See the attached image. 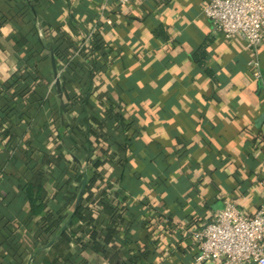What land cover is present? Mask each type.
Segmentation results:
<instances>
[{
    "label": "crops",
    "instance_id": "obj_1",
    "mask_svg": "<svg viewBox=\"0 0 264 264\" xmlns=\"http://www.w3.org/2000/svg\"><path fill=\"white\" fill-rule=\"evenodd\" d=\"M207 2L0 0V264L10 262L9 240L19 242L21 264L51 256L52 242H45L56 232H45L27 197L35 174L44 176L46 210L61 211L63 230L74 222L75 264H119L148 251L138 264H195L198 248L178 228L208 223L228 199L247 214L264 203V41L254 50L241 36L215 32ZM29 58L27 71L37 79L28 88L23 79L12 84ZM255 62L261 78L253 75ZM110 106L124 117V132L106 121ZM96 161L102 164L94 168ZM91 172L104 180L92 188L93 199L104 191L112 203L122 193L135 209L137 219L118 220L109 244L119 262L91 244L80 251L91 227L73 220L74 203L57 197L59 187H77ZM102 214L93 217H103L104 230Z\"/></svg>",
    "mask_w": 264,
    "mask_h": 264
},
{
    "label": "trees",
    "instance_id": "obj_2",
    "mask_svg": "<svg viewBox=\"0 0 264 264\" xmlns=\"http://www.w3.org/2000/svg\"><path fill=\"white\" fill-rule=\"evenodd\" d=\"M4 24L3 18L0 17V28ZM96 38V37H95ZM95 38L93 40V43L95 44L93 47L94 51H102L103 47L101 44L97 43L95 41ZM54 54L62 61L66 60V54L63 53L59 46L56 45L54 47ZM33 66V58H29L27 60H21V64L19 67V70L17 74L14 76V78L10 81L12 84H16L23 79V83L21 88L24 87L28 88L29 86H32L30 84H33V81L37 79V77L32 76L31 73L27 71V68ZM28 81H30L28 83ZM17 85V84H16ZM82 105L89 104L88 103V97H83V100L81 99ZM108 114L106 116L107 120L109 122L116 123L115 129H120L124 132V124L125 119L124 117L114 108L113 106H110L109 109H107ZM85 113L82 112V116L85 118ZM88 120H92L93 122L97 123L99 126H104L105 123L102 119L97 117H89ZM89 132H91V129H88ZM107 139L113 140L116 139L113 136H106ZM129 141V140H128ZM128 141L125 143V145L128 144ZM51 160V159H49ZM59 159L57 160V164L59 163ZM102 163L99 161H96L93 163L94 168L100 166ZM92 173V172H91ZM44 176L42 174H35L33 176V180L25 184L26 191H27V197L30 202L31 208H32V214L36 216H40L41 220H43V224L45 226V232L46 233H55V236L53 240L45 242V244L49 245L51 242V256L48 257L44 262L37 263L36 264H58V259L63 258L64 261H66L69 264H75L78 260V256L70 252L69 248L72 245V239L69 236V229L73 225V221L67 225V222L65 223L67 225V229L63 230V225L61 226L63 216L61 215V211L56 208H52L49 210L47 209L48 202H44L45 196H46V189L44 186ZM101 174H96L93 172L90 176L88 175V181L85 185V188L81 189L83 177L80 176L78 179H76V182L78 183V186H70L72 184L71 181H68L67 188L65 190H61L59 187V191L57 194V197H61V199L64 201V206L74 203V213L72 214V218L77 219L78 221H82L85 223L87 227H91V238L90 242L85 244L84 242L81 244L79 240L76 242H79L81 244V250L86 249L89 247V245H92V248L95 249L98 253H103L107 258H109L113 262H119V252H117L114 249L109 248V244L113 242L114 237L117 234L116 226L118 225V220H123L125 218H129V222L133 223L135 219H137V216L134 214L135 209L131 205V202H127L128 197L122 195V193H118L119 195H116V198L112 200V203L110 202V199L106 196V193L104 191L99 192V200L98 198L93 199L94 191H91L94 185L97 183L98 180H101L103 183V179L100 178ZM73 183V182H72ZM105 184V182H104ZM83 190V191H82ZM81 191V192H80ZM81 194V196H80ZM95 202H98V205L101 207L100 212L102 211L103 214L106 215L108 218V223L106 224L104 230L102 229L101 225L103 223V217H100L99 220L94 219L93 217V210L91 209V206L95 204ZM121 202L126 203V206L122 209L120 207ZM143 205L137 206L140 210V213L142 215L146 211L145 208H143ZM124 213V214H123ZM102 214V215H103ZM71 216V215H70ZM168 220V223H171L170 218H166ZM127 220V221H128ZM137 221V220H136ZM101 228V229H100ZM102 235H105V241H101L100 237ZM19 243V242H18ZM18 243L16 241L9 240L7 242L3 243V246L7 249V253L5 254V258H9L10 262L9 264H21L23 252L21 251V246H18ZM49 247V246H48ZM114 248V247H113ZM69 250V251H68ZM67 251V254L65 257H63L64 252ZM40 250H37L34 254H39ZM150 255V251L143 252L140 255L136 256H128L127 262H120L121 264H138L143 259H148ZM119 263V264H120Z\"/></svg>",
    "mask_w": 264,
    "mask_h": 264
},
{
    "label": "built area",
    "instance_id": "obj_3",
    "mask_svg": "<svg viewBox=\"0 0 264 264\" xmlns=\"http://www.w3.org/2000/svg\"><path fill=\"white\" fill-rule=\"evenodd\" d=\"M116 1L124 5L147 0ZM203 11L215 32L226 38L241 36L250 48L260 49L264 41V0H208ZM93 36L91 31L89 39ZM250 64L253 75L261 78L257 63ZM91 209L97 215L101 207L95 202ZM178 230L191 234L198 248L195 264H264V203L255 213L247 214L228 199L225 208L215 212L208 223L202 226L186 223Z\"/></svg>",
    "mask_w": 264,
    "mask_h": 264
},
{
    "label": "water",
    "instance_id": "obj_4",
    "mask_svg": "<svg viewBox=\"0 0 264 264\" xmlns=\"http://www.w3.org/2000/svg\"><path fill=\"white\" fill-rule=\"evenodd\" d=\"M53 68H54V72H55V75L57 76V66H56V63H55V58L53 57ZM57 85L59 86L60 85V80L57 79ZM87 183V178L84 179V182H83V188H85V185ZM83 191V190H82ZM81 196V194H80Z\"/></svg>",
    "mask_w": 264,
    "mask_h": 264
}]
</instances>
